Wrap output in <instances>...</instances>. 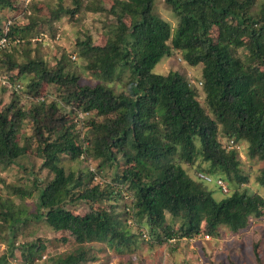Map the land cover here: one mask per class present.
Listing matches in <instances>:
<instances>
[{
	"label": "trees",
	"instance_id": "obj_1",
	"mask_svg": "<svg viewBox=\"0 0 264 264\" xmlns=\"http://www.w3.org/2000/svg\"><path fill=\"white\" fill-rule=\"evenodd\" d=\"M163 1L177 18L174 30L153 12L154 0H115L109 12L116 25L105 44H80L81 57L94 60L85 68L99 80L112 78L118 70L129 72L127 94H116L101 81L81 85L79 77L63 66L48 68L41 60L3 62L11 72L7 79L11 85L28 79L29 94L42 86L57 92L51 101L20 107L19 87L11 91L3 86L15 98L0 108V167L13 165L36 147L42 169L51 175L44 183L34 180L37 195L31 214L9 219L1 203L0 224L42 220L52 232H66L86 243L53 258L54 264L93 261L88 247L92 242H103L117 252L128 250L135 239L129 220L160 243L200 234L219 238L222 229L236 233L250 217L259 218L264 212L261 196L240 189L247 178L237 151L227 150L219 141L227 139L230 147L247 144L246 157L263 162L257 182L264 187V0L254 14V0ZM83 3L71 0L74 11L60 7L54 17L80 9L102 11L92 2V6ZM171 49L179 51L188 65H202L205 107L177 72H152ZM72 114L90 115L83 138L70 120ZM27 123L32 134L21 144L19 131ZM62 156L70 160L83 156L97 161L100 168L122 159L124 168L114 176L116 187H103L92 184L94 173L64 166ZM197 160L205 168L198 166L192 178L182 164ZM218 180L227 192H222ZM212 182L224 195L221 200L213 198L207 186ZM123 188L131 196L126 214L94 208L116 201ZM33 190L11 189L19 199L32 196ZM78 202L91 208V216L78 217L67 208ZM167 216L178 223L177 230ZM27 249L29 255L31 245ZM0 264H6L4 256Z\"/></svg>",
	"mask_w": 264,
	"mask_h": 264
},
{
	"label": "rangeland",
	"instance_id": "obj_2",
	"mask_svg": "<svg viewBox=\"0 0 264 264\" xmlns=\"http://www.w3.org/2000/svg\"><path fill=\"white\" fill-rule=\"evenodd\" d=\"M7 1L10 7L7 6ZM114 1L84 0L83 5L92 6L90 5L92 2L93 6L102 11L80 9L70 14L62 13L56 19L54 15L60 7L74 11L71 0H0V81L11 76V72L7 71V65L3 63L7 58L19 63L36 59L43 61L48 68L63 66L65 71L79 77L81 85L93 86L101 81L116 94H127L130 74L126 69L116 71L112 78L99 80L97 74L85 68L86 65L93 64L94 60L81 57V42L103 46L109 30L115 28V17L109 12ZM261 1L254 0L253 14ZM153 12L167 22L172 30L175 29L177 18L163 0H154ZM11 32L13 33L9 36ZM216 35L217 31L213 28L212 36ZM201 70L202 65H188L179 51L171 49L169 55L161 58L152 72L162 75L177 72L195 90L199 104L205 107ZM13 83H16V88L19 86L17 95L20 107H27L37 101H51L57 95L52 86H42L35 94H29L26 87L28 79L14 80ZM3 90L6 89L0 82L2 102L0 108L7 106L11 99L15 98L11 94L14 89ZM64 112L67 114L69 110L66 109ZM89 117L90 115L86 114L71 115L70 120L75 124V130H78L80 138H83V132L88 129ZM31 134V126L28 123L24 124L19 131L20 143L24 144V137H30ZM219 141L227 150L235 149L238 153L241 172L247 178V183L240 187L241 191L249 195L257 194L264 199V187L257 182L263 162L246 157L247 144L244 142L230 147L227 139L219 138ZM37 152L36 147L30 148L24 156L16 159L13 165L0 167V177L3 181L0 184V204H4L3 209L9 213V219L18 214L22 217L31 214L37 195L33 190L34 180L44 183L51 178L48 171L42 169V160ZM62 161L64 166L77 173H94L92 184L103 187H116L114 176L124 168L122 159L118 160L117 165L102 168L98 167L97 161L87 160L83 156L76 160L62 156ZM182 166L192 178L195 177L198 166L205 168V164L199 160L193 165ZM207 186L212 190L215 200L224 198L213 182ZM13 188L21 192L33 190L32 196L19 199L13 195L11 191ZM124 188L116 201H104L94 208L126 214V210L131 206V196ZM67 208L78 217L91 216L92 213L91 208L83 202L69 204ZM167 221L172 224L174 230H177V222H173L169 216ZM127 224L131 234L135 236L128 250L117 252L103 242L88 243L90 253L95 259L86 264H264V212L259 218L250 217L246 227L236 233L222 229L219 238L200 234L191 239L180 238L159 243L157 239L154 240L148 235L147 230L138 228L133 221L129 220ZM159 233L163 235L160 230ZM84 244L86 243L66 232H52L42 220H28L26 223L21 221L16 224L9 221L0 224V257L4 256L6 264H54L53 258L63 256ZM29 245L31 251L28 255Z\"/></svg>",
	"mask_w": 264,
	"mask_h": 264
},
{
	"label": "built area",
	"instance_id": "obj_3",
	"mask_svg": "<svg viewBox=\"0 0 264 264\" xmlns=\"http://www.w3.org/2000/svg\"><path fill=\"white\" fill-rule=\"evenodd\" d=\"M1 82V85L2 86H5V87H7L8 89H14L15 91H17V89H18V87L16 88L15 86H13V85H11L10 83H9V81L8 80H6V79H4L3 78V80L2 81H0ZM202 178H204L205 180H209V178L208 177H202ZM217 184L221 187V189H222V192H227V188H226V186L223 184V182H221V181H217Z\"/></svg>",
	"mask_w": 264,
	"mask_h": 264
}]
</instances>
